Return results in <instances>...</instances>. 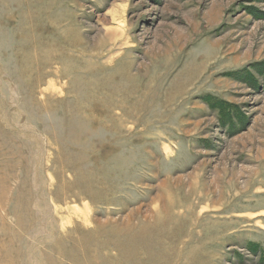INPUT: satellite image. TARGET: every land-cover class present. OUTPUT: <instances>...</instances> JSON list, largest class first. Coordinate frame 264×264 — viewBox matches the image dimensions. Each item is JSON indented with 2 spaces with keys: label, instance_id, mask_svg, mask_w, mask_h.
Segmentation results:
<instances>
[{
  "label": "rangeland",
  "instance_id": "1",
  "mask_svg": "<svg viewBox=\"0 0 264 264\" xmlns=\"http://www.w3.org/2000/svg\"><path fill=\"white\" fill-rule=\"evenodd\" d=\"M0 264H264V0H0Z\"/></svg>",
  "mask_w": 264,
  "mask_h": 264
},
{
  "label": "bare ground",
  "instance_id": "2",
  "mask_svg": "<svg viewBox=\"0 0 264 264\" xmlns=\"http://www.w3.org/2000/svg\"><path fill=\"white\" fill-rule=\"evenodd\" d=\"M114 35L115 36H117V34H115V33H113V32H110V33H108V35H107V37L109 38V39H113L114 38Z\"/></svg>",
  "mask_w": 264,
  "mask_h": 264
}]
</instances>
